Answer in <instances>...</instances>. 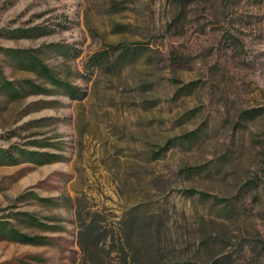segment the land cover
I'll return each mask as SVG.
<instances>
[{
    "label": "rangeland",
    "instance_id": "374dc122",
    "mask_svg": "<svg viewBox=\"0 0 264 264\" xmlns=\"http://www.w3.org/2000/svg\"><path fill=\"white\" fill-rule=\"evenodd\" d=\"M126 256L264 264V0H0V264Z\"/></svg>",
    "mask_w": 264,
    "mask_h": 264
},
{
    "label": "trees",
    "instance_id": "16d2710c",
    "mask_svg": "<svg viewBox=\"0 0 264 264\" xmlns=\"http://www.w3.org/2000/svg\"><path fill=\"white\" fill-rule=\"evenodd\" d=\"M121 248H122V247H121ZM123 260H124V263H125V264H129L128 256H126L125 258H123Z\"/></svg>",
    "mask_w": 264,
    "mask_h": 264
}]
</instances>
